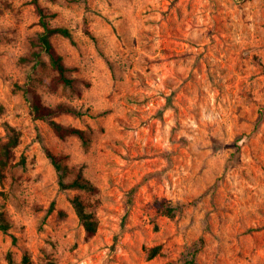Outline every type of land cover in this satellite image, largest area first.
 I'll use <instances>...</instances> for the list:
<instances>
[{
    "label": "rangeland",
    "instance_id": "1",
    "mask_svg": "<svg viewBox=\"0 0 264 264\" xmlns=\"http://www.w3.org/2000/svg\"><path fill=\"white\" fill-rule=\"evenodd\" d=\"M42 3L72 33L52 42L79 91L24 60L42 30L30 0H0V136L5 123L20 133L0 182L12 223L0 264H264V0ZM28 81L46 104L87 111L56 119L86 129L90 147L33 118ZM45 147L97 191L62 190ZM75 194L99 222L93 235Z\"/></svg>",
    "mask_w": 264,
    "mask_h": 264
},
{
    "label": "trees",
    "instance_id": "2",
    "mask_svg": "<svg viewBox=\"0 0 264 264\" xmlns=\"http://www.w3.org/2000/svg\"><path fill=\"white\" fill-rule=\"evenodd\" d=\"M30 2L34 6V10L39 17L38 22L42 30L31 39V52L28 57H24V60L33 61L35 65L48 66L55 73L53 77L55 84L69 87L74 91H79L77 85L78 79L71 75L72 68L65 62L64 57L57 51L52 42V37L56 34L71 38L72 33L70 29L66 26L53 24L52 19L56 13L46 7L42 3V0H30ZM86 32L94 38V35L88 29ZM24 90L29 101L31 113L35 120L46 122L52 128L54 134L60 139L74 136L81 141L83 147H90L92 138L86 129L64 124L56 119L57 116L64 113L82 117L87 114V111L67 103H58L55 105L46 104L42 95L34 85L30 83V81L25 83ZM4 126L6 128L7 136L6 139L0 136L1 183L4 182L7 172L13 166L14 150L20 142V133L17 128L8 123H5ZM45 152L57 170L59 184L62 190L72 189L90 193L97 191L96 184L86 177L82 170L75 172L71 178L67 179L70 169L65 162L66 156L57 154L48 147H45ZM70 202L86 233L88 235L95 234L98 230L99 222L94 213L89 209L86 201L80 194H75L70 198ZM157 208L159 212L169 217H174L177 211V207L166 200L158 201ZM11 228L12 223L7 217L6 212L0 210V230L7 233ZM13 240L16 241L15 237H13ZM160 248V246L152 247L149 252V257L153 258L156 256L159 253ZM8 260L10 263H13L12 252L8 254ZM22 264H30L28 254H24ZM49 264L54 263L50 262Z\"/></svg>",
    "mask_w": 264,
    "mask_h": 264
}]
</instances>
